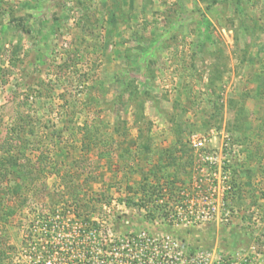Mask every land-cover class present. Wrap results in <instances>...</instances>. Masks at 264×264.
I'll use <instances>...</instances> for the list:
<instances>
[{
  "label": "rangeland",
  "instance_id": "rangeland-1",
  "mask_svg": "<svg viewBox=\"0 0 264 264\" xmlns=\"http://www.w3.org/2000/svg\"><path fill=\"white\" fill-rule=\"evenodd\" d=\"M22 118L37 169L7 181L18 250L52 223L48 244L94 242L75 264L133 233L171 248L153 264H264V0H0V145ZM72 185L92 214L73 215Z\"/></svg>",
  "mask_w": 264,
  "mask_h": 264
},
{
  "label": "trees",
  "instance_id": "trees-1",
  "mask_svg": "<svg viewBox=\"0 0 264 264\" xmlns=\"http://www.w3.org/2000/svg\"><path fill=\"white\" fill-rule=\"evenodd\" d=\"M29 130L30 129L26 128V121L24 120V118H22L21 122H19L17 130L13 129V132L8 133L3 143L0 145V150H2V155H0V194L3 193V196H10V200H12L9 205L4 207L3 211H0V264H46L47 261L51 260L52 258H58L60 262H64L66 264H75L76 260L72 259L71 253H75L77 255L82 251L84 256L86 254L89 258L92 254L96 253L93 245L94 242L91 241L92 244L89 245V247L86 246L85 243H82L80 245H75L74 243L68 244L66 242L48 244L47 242H49L48 240L49 238H51L52 233H56L57 228H61L57 224L54 226L52 223H48L47 225L42 224L40 227V232L42 231L41 234L34 233L33 230H35L36 225L32 224L29 229L30 234L24 237V249L22 248L18 250L15 245L9 244L4 239V226L9 222L12 216L17 214V211L19 210L18 203L15 202L16 198L12 196L13 194L11 193L13 192L11 189V184L7 181L9 180V177H13L12 175H15L20 179L21 183L19 185L22 186V184L28 179V176L32 174L35 169V165L29 166L28 164L24 163V153L28 149V147H31L29 146L30 138L25 136L26 132H28ZM140 132L142 133L141 129ZM182 148L183 146L180 145V149ZM189 160L190 162H193L192 158ZM164 176H166V174H164ZM173 176L175 179L177 178L176 174H174ZM165 182L167 183L164 184L168 188V195L170 200V194H172L173 188L177 185V183L176 181L169 182L166 180ZM162 184L163 183H161L160 186L156 184H150L149 186H147L144 184L140 185V188L142 189L145 197H148L150 195H153L155 191L158 192V188H161V192L165 190ZM71 188L72 190L70 192V196L72 197L71 208L73 209V215L75 217H81L86 211L87 213L92 214L89 212L92 211V208H90L89 206L90 200L88 199V197H86L85 194L81 195V191L77 185H72ZM10 193L12 195H10ZM19 194H21V191L19 192ZM60 201H62L61 206L60 204H58L60 203ZM110 201L111 198H107L106 205L110 204ZM55 202H57L56 204H54L56 207L55 209H53L52 213H55L56 210L58 211L59 208L64 210L67 207L65 204L66 201L64 202L63 198L61 200H56ZM132 202L133 204H137L141 208H144L149 204V199H141L138 203L134 201ZM63 206H65V208H63ZM92 206H94V210L96 208H99L101 205L99 202L95 204L93 203ZM156 207L154 206V208ZM161 216L162 218H164V216L167 217L168 211L165 209L164 214ZM156 217L157 216L155 215V209H153L152 211H148V214L145 215L144 219L153 221L156 219ZM116 223L118 226L124 224V222L121 223L120 220L116 221ZM147 238V240H142L140 235L137 233H133V235H131L130 238L123 243L119 240L117 241V239L114 242H109V238H106L102 240V250H99V252L105 255L106 264H139V262L142 261L153 264V261L157 260V257L160 253H169L171 248H169V251H167V246L158 247L154 245L152 241L155 239L151 235H149ZM28 250L29 254L26 253L28 252ZM194 250V247L189 248L188 250L189 258L191 259L193 258L191 253H193ZM16 257H18L17 260Z\"/></svg>",
  "mask_w": 264,
  "mask_h": 264
},
{
  "label": "built area",
  "instance_id": "built-area-1",
  "mask_svg": "<svg viewBox=\"0 0 264 264\" xmlns=\"http://www.w3.org/2000/svg\"><path fill=\"white\" fill-rule=\"evenodd\" d=\"M191 145L197 149H204L207 146V138L202 132H195L191 138Z\"/></svg>",
  "mask_w": 264,
  "mask_h": 264
}]
</instances>
